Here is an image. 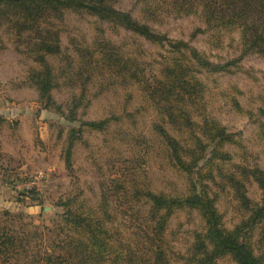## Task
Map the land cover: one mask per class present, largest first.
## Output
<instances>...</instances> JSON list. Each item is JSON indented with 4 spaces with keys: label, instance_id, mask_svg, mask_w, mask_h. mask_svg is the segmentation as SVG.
<instances>
[{
    "label": "trees",
    "instance_id": "trees-1",
    "mask_svg": "<svg viewBox=\"0 0 264 264\" xmlns=\"http://www.w3.org/2000/svg\"><path fill=\"white\" fill-rule=\"evenodd\" d=\"M117 1L0 0V26L7 24L23 46L18 50L38 64L30 72L39 102L66 121L80 123L67 131L65 162L68 167L73 143L82 138L84 129L104 131L108 126L107 118L81 119L91 99L121 90L128 105L133 97L131 88L136 87L142 101L157 113V119L150 126L165 144L168 163L184 179L179 191H154L147 185L136 190L132 196L141 195L145 207L143 235H139L141 240L135 249L130 244H122L121 254L108 247L104 251L112 239V227L109 223L105 227L111 221L105 198L99 205L100 214L66 203L61 230L75 232L81 239L69 234L59 239L60 252L55 259L63 260L64 264H88L87 258L96 259L101 253H108L114 255L113 262L119 257V264H219V259L224 257L231 258L235 264H264V169L250 163L239 137L235 138L234 133L208 114L207 86L202 79L206 74L231 72L228 66L236 67L239 60L251 54L264 59V0H138L139 17L118 8ZM68 14L92 19L93 36L90 42L83 39L75 45V60L62 52L60 44ZM183 16L199 18L208 32L211 48H223L226 39L233 42V34L237 33L238 56L224 63L210 61L188 42L172 39L151 26L169 17ZM122 31L133 41L142 38L168 52L167 55L158 53L156 67L149 69L151 79L138 59L140 47L127 51L108 36ZM61 52L66 61L62 66L66 71L62 70V74H67L68 81L72 75L78 87L77 94L65 106L53 99L51 90L57 81L53 67L45 59ZM233 102L239 109L237 101ZM178 128L184 129L188 137H177ZM259 129L264 136V123ZM234 156L240 157L239 161ZM224 165L229 166L226 171ZM249 183H255L260 190L259 201L248 197ZM219 186L223 191H230L239 212L232 228L225 226L217 206L215 188ZM178 210L195 211L201 219V228L193 231L192 241L184 251H174L165 234L169 218ZM0 214L3 215L0 217V264L18 261L28 264L26 260L20 261V254L26 252L28 245L23 237L25 231H18L13 225L16 220H12L14 215L22 214H12L6 209H0ZM45 254L46 257L34 258L35 263L31 264H58L53 254Z\"/></svg>",
    "mask_w": 264,
    "mask_h": 264
},
{
    "label": "rangeland",
    "instance_id": "rangeland-1",
    "mask_svg": "<svg viewBox=\"0 0 264 264\" xmlns=\"http://www.w3.org/2000/svg\"><path fill=\"white\" fill-rule=\"evenodd\" d=\"M117 7L139 17L138 0H118ZM91 21L87 16L66 15L60 44L69 59L75 60L78 42L83 39L90 42L93 36ZM6 25L0 26V209L22 214L14 215L12 219L16 220L13 225L18 231H25L23 237L28 241L20 261L35 263L34 258L46 257L45 253L53 254L55 259L60 252L59 239L66 234L81 239L75 232L61 230L66 203L83 211L99 213L104 198L111 219L105 227L108 223L112 227L111 243L108 242L104 251L108 247L121 254L122 244H130L135 249L141 240L139 235H143L145 207L141 195H132L145 185L154 191L165 192L179 191L184 186L183 175L172 169L165 157V144L150 126L157 119L156 111L142 101L133 86H128L133 87V97L128 105H125L121 90L92 98L81 119L107 118L108 126L104 131L84 129L82 138L73 143L68 167L65 162L67 131L80 123L66 121L39 102L30 72V68H37L38 64L18 50L23 46ZM151 26L172 39L188 42L210 61L224 63L239 53L237 33L233 34V42L226 39L223 48H211L208 32L196 16L169 17L163 23H151ZM108 36L127 51L137 45L140 47L138 59L143 62L149 79V69L155 68L160 59L158 53L168 54L142 38L133 41L123 31L115 35L108 33ZM62 52L45 59L56 76L57 84L51 90L53 99L56 104L65 106L77 94L78 87L72 75L68 81L67 74H62V66L66 63ZM228 69L231 72L202 76L207 86V112L228 132L234 133L235 138L239 137L248 151L249 162L264 169V136L259 129L264 123V112L260 111H264V59L251 54L239 60L236 67L231 65ZM93 92L92 89L91 95ZM234 100L239 109L235 108ZM175 134L188 137L182 128ZM230 149L236 153L235 149ZM234 159L239 161L240 157L234 156ZM222 167L224 171L229 168L227 165ZM215 190L223 222L232 228L239 212L230 191H223L220 186ZM247 195L252 201H259L260 190L255 183L247 185ZM200 228L201 219L195 211L178 210L169 218L165 234L174 251H184L192 241L193 231ZM113 258L112 254L101 253L96 259L87 258V263H120L119 257L114 262ZM55 260L64 264L61 259ZM219 264L235 262L224 257L219 259Z\"/></svg>",
    "mask_w": 264,
    "mask_h": 264
},
{
    "label": "water",
    "instance_id": "water-1",
    "mask_svg": "<svg viewBox=\"0 0 264 264\" xmlns=\"http://www.w3.org/2000/svg\"><path fill=\"white\" fill-rule=\"evenodd\" d=\"M46 208V207H45Z\"/></svg>",
    "mask_w": 264,
    "mask_h": 264
}]
</instances>
